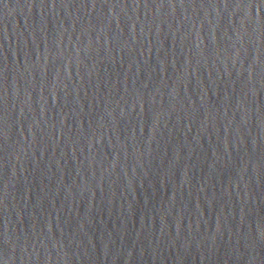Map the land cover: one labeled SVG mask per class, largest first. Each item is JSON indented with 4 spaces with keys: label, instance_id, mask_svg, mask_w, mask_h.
Returning <instances> with one entry per match:
<instances>
[{
    "label": "water",
    "instance_id": "water-1",
    "mask_svg": "<svg viewBox=\"0 0 264 264\" xmlns=\"http://www.w3.org/2000/svg\"><path fill=\"white\" fill-rule=\"evenodd\" d=\"M0 264H264V0H0Z\"/></svg>",
    "mask_w": 264,
    "mask_h": 264
}]
</instances>
